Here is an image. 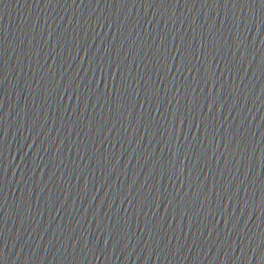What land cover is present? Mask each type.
Returning a JSON list of instances; mask_svg holds the SVG:
<instances>
[{
    "label": "water",
    "instance_id": "95a60500",
    "mask_svg": "<svg viewBox=\"0 0 264 264\" xmlns=\"http://www.w3.org/2000/svg\"><path fill=\"white\" fill-rule=\"evenodd\" d=\"M0 264H264L260 0H0Z\"/></svg>",
    "mask_w": 264,
    "mask_h": 264
},
{
    "label": "snow or ice",
    "instance_id": "6c2138e0",
    "mask_svg": "<svg viewBox=\"0 0 264 264\" xmlns=\"http://www.w3.org/2000/svg\"><path fill=\"white\" fill-rule=\"evenodd\" d=\"M260 3H261L262 5H264V0H260Z\"/></svg>",
    "mask_w": 264,
    "mask_h": 264
}]
</instances>
